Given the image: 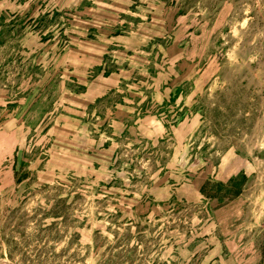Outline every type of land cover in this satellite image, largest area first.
Segmentation results:
<instances>
[{"label":"rangeland","instance_id":"374dc122","mask_svg":"<svg viewBox=\"0 0 264 264\" xmlns=\"http://www.w3.org/2000/svg\"><path fill=\"white\" fill-rule=\"evenodd\" d=\"M0 264H264V0H0Z\"/></svg>","mask_w":264,"mask_h":264}]
</instances>
